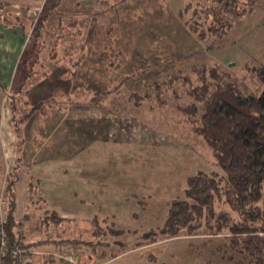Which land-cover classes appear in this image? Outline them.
I'll return each instance as SVG.
<instances>
[{"label": "rangeland", "instance_id": "374dc122", "mask_svg": "<svg viewBox=\"0 0 264 264\" xmlns=\"http://www.w3.org/2000/svg\"><path fill=\"white\" fill-rule=\"evenodd\" d=\"M47 2L45 14L58 0ZM188 2L61 0L43 26L37 0L25 10L27 52L0 98L8 107L12 102L18 122L39 102L55 101L49 115L32 109L21 122L25 145L38 140L22 153L23 162L51 160L39 167L49 179L38 206L55 207L67 217L44 224V210L34 208L30 224L20 223L19 242L56 240L23 252L31 264H43V252H76L82 264H229L219 251L226 230L212 234L203 227L137 246L164 226L171 202L185 197L190 176L223 173L183 111L193 102L186 89L199 84L193 68L219 65L249 93L263 90L252 68L264 65V0L226 36L205 40L179 16ZM78 30L83 34L75 35ZM180 70L189 81L157 87ZM134 73L114 91L123 76ZM110 90L102 101L90 102ZM224 200L216 201V210L239 219Z\"/></svg>", "mask_w": 264, "mask_h": 264}, {"label": "trees", "instance_id": "16d2710c", "mask_svg": "<svg viewBox=\"0 0 264 264\" xmlns=\"http://www.w3.org/2000/svg\"><path fill=\"white\" fill-rule=\"evenodd\" d=\"M259 1L189 0L179 11V16L185 19L189 30L198 38L202 40L209 37L222 38L230 32L237 19L253 12ZM60 2L61 0H58L55 6L49 7L51 11L48 10L47 14L44 13L47 10L46 6L38 13L39 18L42 17L40 22L42 26ZM1 9L2 6L0 22L7 26H20L25 35L28 33L22 23L24 18ZM76 23L78 20L69 23L68 26L74 27ZM81 31L78 30L75 35H82ZM192 71L199 78V84L186 89V94L193 102L183 108V111L191 118L189 119L193 131L208 144L216 164L223 173L200 170L190 176L185 197L171 202L164 226L158 232L144 235V240L139 241L137 246L155 243L160 236L174 238L184 231L192 234L206 227L212 234L228 231L229 235L222 244L226 249L223 250L220 245L219 251L221 258L226 259L229 264H264V65L252 68L257 80L263 84V90L259 95L249 93L244 84L233 81L232 76L223 73L219 65L193 68ZM137 74L123 76L120 85L114 91H118L121 85ZM179 79L189 81L180 70L178 74L171 75L166 81L157 84V87L162 84L168 88L172 87ZM111 93L112 90L106 91L98 97H93L90 102L102 101ZM54 102V100L48 104L39 102L29 110L27 116L33 112L32 109L35 111L41 109L46 116L49 115L48 107H55ZM9 107L18 138L19 167L24 160L22 151L25 146L20 124L27 116L18 119V122L12 102ZM15 178L16 172H13L5 186V221L0 229L4 231L7 246L6 253L0 256V264H31L20 259L19 250L29 255L32 248L46 246L56 240L19 242L20 223L16 216ZM35 198L39 200L41 196L35 193L33 199L30 197V201L33 202ZM223 199L225 204L239 214V219L232 217L230 213L216 210V201ZM38 207L37 209L44 210L42 206ZM44 212L42 217L44 224L61 223L67 219L54 211ZM96 219L97 217L93 218V221ZM72 243L76 245L82 242L72 240L70 244ZM226 251L230 253L227 255ZM56 262L66 264L64 260L51 255L45 257L43 264Z\"/></svg>", "mask_w": 264, "mask_h": 264}, {"label": "crops", "instance_id": "0c3cea01", "mask_svg": "<svg viewBox=\"0 0 264 264\" xmlns=\"http://www.w3.org/2000/svg\"><path fill=\"white\" fill-rule=\"evenodd\" d=\"M47 1L48 0H37L38 5L36 8V13H39L42 8L47 5ZM34 2L35 0H0V6H2L3 8L1 10L7 13L19 16L21 18H26L27 13L25 12L30 11L28 10L29 4H32ZM24 37H26V35L20 28H13L12 26H7L4 23L0 22V88L2 89L6 90L9 86H12L16 79L19 65L27 48V45H25V41L23 40ZM7 40H9V43H6ZM13 41H15V43H13ZM9 58L12 59L9 60ZM4 98L5 97H3V94H1L0 104L2 106H0V196L5 189L10 175L13 172H16L14 192L16 200V216L18 217L19 223L23 224V228H25L27 224H30L29 215H31L33 211L36 210L34 208H37L38 205H41L42 201L47 195L44 186L46 179H49V172L44 174L39 167L44 162H50L51 160L49 158H43L38 161H34V159H32L28 162H22L19 167L17 166L19 157V151L17 147L18 138L14 130L12 112L10 110V107L4 105ZM47 140L49 141V139ZM37 141L38 140H36V138H32L30 141L28 140L25 146H36L38 145L36 143ZM46 141L43 140L42 145H44ZM24 152L23 156L25 158L26 150ZM35 193L40 195L42 199L40 198L39 200H37L35 198L34 201L31 202L30 197L31 199H33L32 197H34ZM35 205L37 207H35ZM46 208L47 210L58 213L55 207L51 208L50 206H48ZM58 215L62 218H67L63 215H60L59 213ZM36 257L37 256H35L34 258L36 259Z\"/></svg>", "mask_w": 264, "mask_h": 264}, {"label": "built area", "instance_id": "2783aa9c", "mask_svg": "<svg viewBox=\"0 0 264 264\" xmlns=\"http://www.w3.org/2000/svg\"><path fill=\"white\" fill-rule=\"evenodd\" d=\"M5 210H6V200L4 198V194H1L0 196V226L5 221ZM6 246H7V240L5 239L4 231L0 229V256L4 255L6 253ZM20 259L23 262H29V258H24L23 251L19 250ZM43 256H54L56 258H59L61 260H64L66 264H82L80 261V257L78 253L76 252H70V253H52V252H43L41 253Z\"/></svg>", "mask_w": 264, "mask_h": 264}]
</instances>
